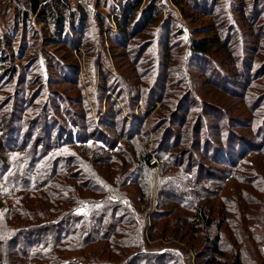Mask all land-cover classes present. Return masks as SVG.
Instances as JSON below:
<instances>
[{"label": "rangeland", "instance_id": "374dc122", "mask_svg": "<svg viewBox=\"0 0 264 264\" xmlns=\"http://www.w3.org/2000/svg\"><path fill=\"white\" fill-rule=\"evenodd\" d=\"M15 1L0 0V37L7 36L0 51L1 165L7 156L23 155L17 148L30 152L33 158L49 149L65 154L72 152V147L96 145L99 154L122 158L119 152H124L137 159L133 163L137 166V153L143 145L144 151L154 153L157 159L155 176L159 185L164 187L166 174H171L178 183L183 181L185 190H215L216 202L220 199L222 205L210 215L205 209V217L208 215L213 223L207 227L203 222L201 231L192 225L182 238L187 239L191 232L194 247L186 248L183 242L168 238L171 217L185 213L188 219L192 214L190 207L178 208L164 198L163 194L179 193L178 188L167 185L157 191L158 195L152 191L151 205L149 199L145 210L139 203L135 207L125 197L118 201L115 194H108L113 202L120 203L118 212L145 215V228L141 231L140 224L138 230L146 238L148 246L144 250L153 247L160 257L156 262L147 259V264H208V241L217 233L218 223L222 230L227 229L230 218L235 225L231 226L233 232L225 238L219 234L224 256L214 264H230L235 255L242 264H264V178L257 189L251 185L259 175L254 162L256 165L259 158H264V0H215L214 6H206V14L195 13L192 20L170 0H161L162 16L157 20L146 21L126 39L112 33V40L118 39L120 45L110 40L108 31L107 39L103 36L104 27L102 30L96 16L98 10L107 13L100 6L103 0L97 4L96 0H81L90 19L79 42L63 35L51 42L46 38L51 28L33 15L25 25L18 24ZM70 1L75 4L79 0ZM176 26L181 31H174ZM204 34L213 36L209 52L200 55L190 51V40ZM217 36L219 42L214 40ZM223 148L235 151L231 154L232 166L213 160L218 161ZM9 149L16 151L8 153ZM135 173L131 179H135ZM114 174L112 168L107 177ZM235 183L249 196L243 203L246 212L240 211L247 213L246 222L243 213L238 217L239 211L233 209L241 210L231 192ZM120 189L121 194L128 195L135 191L130 176ZM184 194H179L180 201L192 196L195 206L203 203L192 192ZM86 204L78 206L73 214L87 211ZM151 212L167 218L154 224ZM52 220H57L56 216ZM55 222L44 224L43 230L47 226L53 236L58 231L59 237L66 226L60 220ZM254 223L257 229L249 238L255 239L244 246L239 232L250 235ZM149 233L155 237L154 242L147 239ZM114 237L121 238L119 234ZM63 241L75 242L68 237ZM102 245L99 241L81 251L64 250L55 264H89L88 249ZM111 247L118 249L116 244ZM42 252L53 255L48 247ZM107 255L103 253L102 259L91 264L101 260L113 263Z\"/></svg>", "mask_w": 264, "mask_h": 264}, {"label": "trees", "instance_id": "16d2710c", "mask_svg": "<svg viewBox=\"0 0 264 264\" xmlns=\"http://www.w3.org/2000/svg\"><path fill=\"white\" fill-rule=\"evenodd\" d=\"M170 1L184 17L190 20L195 17V13L206 14L209 10L206 6L212 4L214 6L216 3L215 0ZM15 2L17 6L15 12L18 17L17 23L25 25L29 17L33 15L36 21L51 28L49 30L50 35L46 36L51 42L61 38L62 35L65 39H77V42H79L84 35V31L88 29L90 12L84 1L79 0L75 4H72L70 0H16ZM97 3L98 0H96ZM159 3L162 4L161 0H145L144 3L143 0H103L101 5L98 4V6L105 7L107 13L98 10L96 14L101 29L103 30L104 27L103 36L107 39L105 33L108 31L111 35L110 40H112L113 32L120 33L122 35L120 36L121 39L128 38L133 32L141 29L142 27L139 26L144 25L146 21H154L162 16ZM145 4L146 8L143 9ZM190 10H192V13H190ZM173 30L181 31L177 26L173 27ZM212 38L213 36H206L205 34L201 37L192 38L189 42V50L200 55L209 52L212 47L210 43ZM217 38L218 36L214 40H218ZM6 39V35L3 39L0 37V51L3 50V43ZM112 41L120 45L118 39ZM168 88L170 87L168 86ZM163 95L164 92L161 96ZM238 146L239 144L236 143L235 147ZM54 148L58 149V147ZM17 149L19 152H23V155L7 156L5 162L2 165V161L0 163V264H41L43 261L48 264H55L56 257L64 250L76 248L74 250L79 249L81 251L87 245L88 247L94 246L99 241L103 243L100 248L88 249V253L91 255L88 260L91 263L97 262L100 258L102 259L103 253L106 255L109 253L107 255L108 259L114 262H102L101 260L98 264H147L146 260L149 258L154 261L160 260V257L153 251L155 250L153 247L150 250H144L148 246L146 238L143 233L139 234L138 230L140 224H142L141 231L145 228V215L141 212H137V214L127 211L118 212L117 208L120 203L113 202L112 197L108 194H115L114 196L118 197V201H121V197H125L134 206L139 203L145 210L152 191L155 195L157 191H163V188L167 185L178 188L179 193L172 194L165 191L168 195L163 194L164 198L175 202L178 208L179 206L183 208L190 207L188 210L192 214L187 215L188 219L185 218V213L181 214L180 217H177V215L172 216L169 223H167L171 228L168 238L183 242L186 248L194 247L191 232H189L191 238L183 239L188 230L191 231L192 225L199 226L195 229L201 231L203 230L201 226L203 222L207 227L213 223L208 215L205 217V209L210 215L215 213L216 209L220 210L222 206L220 199L216 202V196L218 198V195L215 190L210 189L211 193L202 189L199 193L190 189L185 190L183 181L178 183L171 174H166L168 182L166 181L164 187L159 185L157 183L158 177L155 176L159 170V168L157 169L159 164L154 153L145 152L143 145L140 152L137 153L138 160L140 159V164L137 166L133 164L134 161L137 162V159H131L124 152H119L122 158L114 157L110 153L106 155L99 154L96 145L84 146L80 149L77 146L72 147L74 150L65 154L56 153L49 149L38 154V156L35 155L33 158L30 152L22 151L20 148ZM235 150L237 151L236 148ZM14 151L16 149H9L8 153ZM234 152L233 149L223 148L221 155L218 156V161L214 158L213 160L216 164L232 166L234 160L231 154ZM154 157L155 159H153ZM128 165H133V167L126 169ZM254 167L259 175L253 179L251 185L257 189L260 185L259 181L264 178V158H259L256 165L254 162ZM112 168L115 173L114 177L108 178L107 176L112 172ZM135 170V179H131ZM128 176L136 186L134 192H129L130 196L127 193L121 194L122 189H120L121 184L128 179ZM195 184L197 183L195 182ZM236 184L231 185V192L236 195V201L241 210L234 206L233 209L239 211L238 217L240 213H243L246 222L248 218L247 213H244L246 211L243 203L249 196L245 188ZM170 187L167 190H170ZM259 188L262 189L263 185ZM184 191L186 194L192 192L196 195L197 200L199 202L203 201V203H198L195 206L191 195V198L184 199L182 197L183 200L180 201L179 194L184 193ZM175 196L179 198L174 199ZM241 197L244 198V201ZM96 198H99V200ZM83 203L89 204L88 210L73 214V211ZM121 210L125 209L121 208ZM152 212L150 217L153 218L154 224L160 218H167V215ZM54 216L66 226L65 233L59 237L58 231L57 235L53 236L51 229L47 226L43 230L44 224L56 223L57 220H52ZM231 219L226 222L227 229L225 230H222V225L217 224V233L212 240L208 241L207 247L209 248L206 249L208 250L206 251V263L214 264L218 261V257L224 256L219 243L220 235L223 238H225V235L231 236L233 232L231 226H235L231 223ZM233 221L235 220L233 219ZM54 226L57 225L54 224ZM184 228L185 230H183ZM251 229H254V231L250 235H246L243 231L242 233L239 232L238 237L241 238L242 243H245L244 246L248 241L255 239L249 238L257 229L255 223ZM132 232L134 234L130 235ZM246 232H248L247 228ZM115 234H119L121 238L117 240L114 237ZM256 235L258 234L256 233ZM63 237L74 239L75 242L65 243ZM147 239L154 242L155 237L149 233ZM112 244H116L118 249H113ZM44 247L51 249L53 255L43 253ZM82 256L84 255H79V257ZM32 260H34V263H31ZM230 264H242L239 255H235Z\"/></svg>", "mask_w": 264, "mask_h": 264}, {"label": "built area", "instance_id": "2783aa9c", "mask_svg": "<svg viewBox=\"0 0 264 264\" xmlns=\"http://www.w3.org/2000/svg\"><path fill=\"white\" fill-rule=\"evenodd\" d=\"M153 159H155V158H153Z\"/></svg>", "mask_w": 264, "mask_h": 264}]
</instances>
